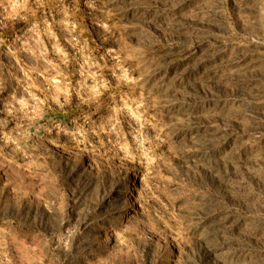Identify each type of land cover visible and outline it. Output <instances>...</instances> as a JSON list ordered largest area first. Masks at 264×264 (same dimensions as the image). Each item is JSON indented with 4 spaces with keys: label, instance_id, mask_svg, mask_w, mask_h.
I'll return each instance as SVG.
<instances>
[{
    "label": "rangeland",
    "instance_id": "obj_1",
    "mask_svg": "<svg viewBox=\"0 0 264 264\" xmlns=\"http://www.w3.org/2000/svg\"><path fill=\"white\" fill-rule=\"evenodd\" d=\"M0 264H264V0H0Z\"/></svg>",
    "mask_w": 264,
    "mask_h": 264
},
{
    "label": "bare ground",
    "instance_id": "obj_2",
    "mask_svg": "<svg viewBox=\"0 0 264 264\" xmlns=\"http://www.w3.org/2000/svg\"><path fill=\"white\" fill-rule=\"evenodd\" d=\"M126 195L130 196L131 195V187H128L126 191ZM168 198H172V196H168Z\"/></svg>",
    "mask_w": 264,
    "mask_h": 264
}]
</instances>
